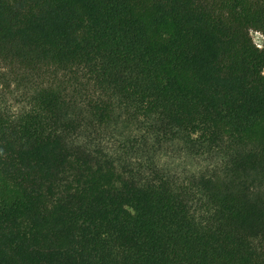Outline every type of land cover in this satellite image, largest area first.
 <instances>
[{
    "label": "trees",
    "instance_id": "obj_1",
    "mask_svg": "<svg viewBox=\"0 0 264 264\" xmlns=\"http://www.w3.org/2000/svg\"><path fill=\"white\" fill-rule=\"evenodd\" d=\"M264 0H0V264H264Z\"/></svg>",
    "mask_w": 264,
    "mask_h": 264
},
{
    "label": "rangeland",
    "instance_id": "obj_2",
    "mask_svg": "<svg viewBox=\"0 0 264 264\" xmlns=\"http://www.w3.org/2000/svg\"><path fill=\"white\" fill-rule=\"evenodd\" d=\"M252 37L257 46L264 48V35L260 31L252 30Z\"/></svg>",
    "mask_w": 264,
    "mask_h": 264
}]
</instances>
